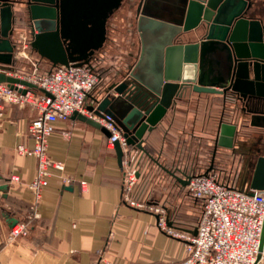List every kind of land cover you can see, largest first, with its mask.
<instances>
[{
	"label": "crops",
	"instance_id": "1",
	"mask_svg": "<svg viewBox=\"0 0 264 264\" xmlns=\"http://www.w3.org/2000/svg\"><path fill=\"white\" fill-rule=\"evenodd\" d=\"M138 2L125 1L108 19L109 41L91 63L101 78L86 97V107L96 106L94 99L106 95L111 74L123 69L125 61L134 66L140 56ZM185 7L186 0H144L145 13L169 24L183 20ZM145 37L150 47L155 36ZM196 38L185 34L179 43ZM33 64L41 74L56 68L33 51L26 61H17L26 73ZM35 117L28 105L12 104H5L0 116V264H160L184 257V242L158 228L155 212L122 202L123 168L106 135L72 116L54 123L47 155L62 163L63 174L74 182L61 185L60 173L53 170L35 202L27 186L35 176L36 161L15 151L19 145L32 147L28 126ZM242 121L256 128L241 109L224 107L221 95L187 90L154 132L146 134L143 151L135 149L140 153L135 199L162 207L170 226L193 235L201 207L180 180L211 171L240 191H255L250 185L256 130L239 133L233 148L214 150L221 124L238 128ZM12 176L17 180L11 181ZM31 207L37 218L29 234L9 241L10 228L24 220ZM258 264H264V245Z\"/></svg>",
	"mask_w": 264,
	"mask_h": 264
},
{
	"label": "water",
	"instance_id": "2",
	"mask_svg": "<svg viewBox=\"0 0 264 264\" xmlns=\"http://www.w3.org/2000/svg\"><path fill=\"white\" fill-rule=\"evenodd\" d=\"M125 1L0 0V85L35 88L6 74L20 69L14 57L18 43L12 39L16 24L30 37L31 50L52 67L90 65L109 41L108 19ZM263 6L264 0H186L183 20L169 24L145 13L144 0H139L140 56L134 66L125 61L123 69L110 75L106 95L94 99L96 106L87 110L97 116H111L126 145L143 151L146 134L156 129L187 90L221 95L224 107L241 109L250 116V126L256 127L252 133L256 160L250 187L264 190ZM145 34L155 36L150 47H146ZM185 34H193L196 41L179 43ZM72 118L109 137L97 122L77 112ZM238 138L235 125L222 123L214 150L233 148ZM114 149L121 163L118 143ZM188 179L180 182L187 185ZM263 243L264 224L260 251Z\"/></svg>",
	"mask_w": 264,
	"mask_h": 264
},
{
	"label": "built area",
	"instance_id": "3",
	"mask_svg": "<svg viewBox=\"0 0 264 264\" xmlns=\"http://www.w3.org/2000/svg\"><path fill=\"white\" fill-rule=\"evenodd\" d=\"M20 48L14 57L28 58V35L20 36ZM20 56V57H19ZM36 64L28 73L6 74L32 84L35 88L17 85L10 89L0 85V116L5 104L28 105L36 117L28 126V135L33 141L31 148L19 145L15 148L21 156H31L36 161V172L28 184L35 202L48 184L52 171H58V181L63 186L71 185L74 179L63 174L62 163L47 155L48 138L54 131L57 120L65 121L75 112L97 122L109 132L106 144L118 143L122 151L123 168L122 202L135 209H147L157 214L158 228L173 238L184 242V257L180 261L160 264H258L261 258L260 240L264 224V190L243 192L223 181L216 173L206 172L191 175L186 186L194 200L201 201V213L196 234L189 235L174 229L164 209L135 199L138 182L140 153L126 145L122 130L109 115L97 116L87 110L85 99L100 80L92 64L68 67L58 66L40 74ZM22 90H25L24 93ZM17 180L15 176L11 181ZM37 218L33 207L21 222L13 225L8 234L9 241L26 237ZM264 245V243H263ZM263 249V247H262ZM108 264V263H106Z\"/></svg>",
	"mask_w": 264,
	"mask_h": 264
},
{
	"label": "rangeland",
	"instance_id": "4",
	"mask_svg": "<svg viewBox=\"0 0 264 264\" xmlns=\"http://www.w3.org/2000/svg\"><path fill=\"white\" fill-rule=\"evenodd\" d=\"M17 14H19V13H17ZM17 26H15L16 27V29H15V31H14V33H13V36H12V39L15 41V42H17L18 43V48H20V36L22 35V34H24L25 36L27 35V33H26V31H25V29L24 28H22V27H20V24H16ZM133 38V37H132ZM129 41H132L131 40V37H129ZM114 48V47H113ZM20 57V56H19ZM22 59H24L23 57H20V58H18L17 59V61H19V63H20V61L22 62ZM27 59L25 58V61H26ZM28 63V62H27ZM24 64V63H23ZM22 64V65H23ZM21 65V64H20ZM18 72H23V73H26V71H22L21 70V67H20V69H18L17 70Z\"/></svg>",
	"mask_w": 264,
	"mask_h": 264
},
{
	"label": "trees",
	"instance_id": "5",
	"mask_svg": "<svg viewBox=\"0 0 264 264\" xmlns=\"http://www.w3.org/2000/svg\"><path fill=\"white\" fill-rule=\"evenodd\" d=\"M180 39H178V41H179ZM28 41H30V37L28 36ZM29 51H32L31 50V47H30V44H29ZM36 63V62H35ZM39 73H40V70H39ZM41 74V73H40ZM254 128H248V126H247V123L246 122H244V121H242V122H240L239 123V126H238V128H237V133L239 134V133H248L249 131H251V130H253ZM155 130V129H154ZM154 132V131H153ZM189 195V194H188ZM196 201H198L199 203H200V207L202 208V206H201V201L200 200H196Z\"/></svg>",
	"mask_w": 264,
	"mask_h": 264
}]
</instances>
